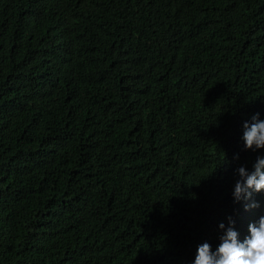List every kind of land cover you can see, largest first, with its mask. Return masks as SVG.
I'll return each mask as SVG.
<instances>
[{
  "label": "trees",
  "instance_id": "16d2710c",
  "mask_svg": "<svg viewBox=\"0 0 264 264\" xmlns=\"http://www.w3.org/2000/svg\"><path fill=\"white\" fill-rule=\"evenodd\" d=\"M257 112L264 0H0V264H190L220 222L245 235Z\"/></svg>",
  "mask_w": 264,
  "mask_h": 264
},
{
  "label": "clouds",
  "instance_id": "9594fccd",
  "mask_svg": "<svg viewBox=\"0 0 264 264\" xmlns=\"http://www.w3.org/2000/svg\"><path fill=\"white\" fill-rule=\"evenodd\" d=\"M242 140L246 149H264V119L260 113L244 121ZM235 171L238 178L233 186L234 201L247 202L253 192L264 191V156H257L251 170L240 165ZM255 206V202L245 203V208ZM234 225L231 218L227 225L220 222L219 243L215 246L206 240L199 243L190 264H264V214L248 224L243 236Z\"/></svg>",
  "mask_w": 264,
  "mask_h": 264
}]
</instances>
